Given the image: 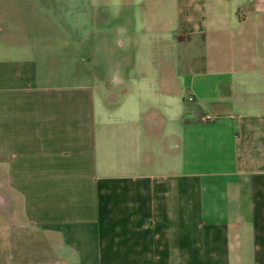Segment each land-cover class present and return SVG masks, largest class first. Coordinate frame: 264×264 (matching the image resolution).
<instances>
[{"label":"crops","instance_id":"crops-1","mask_svg":"<svg viewBox=\"0 0 264 264\" xmlns=\"http://www.w3.org/2000/svg\"><path fill=\"white\" fill-rule=\"evenodd\" d=\"M84 9L119 55L90 84L0 57L1 203L30 224L0 250L28 229L57 264H264V0Z\"/></svg>","mask_w":264,"mask_h":264},{"label":"rangeland","instance_id":"rangeland-1","mask_svg":"<svg viewBox=\"0 0 264 264\" xmlns=\"http://www.w3.org/2000/svg\"><path fill=\"white\" fill-rule=\"evenodd\" d=\"M86 0H0V57L9 51H22L25 62L38 65V79L56 84H90L99 74L110 70L118 49L111 40L101 42L89 35L85 19L94 11L84 9ZM21 54V53H20ZM2 55V56H1ZM4 58V57H3ZM88 75L78 77L80 70ZM0 187V191L7 190ZM10 200L1 203L0 225L30 226L20 217L19 200L9 192ZM2 215V214H0ZM9 234L7 250H0V258L8 264H57L49 253L43 235L23 229ZM59 262V261H57Z\"/></svg>","mask_w":264,"mask_h":264}]
</instances>
